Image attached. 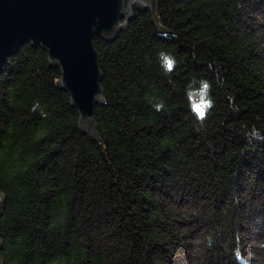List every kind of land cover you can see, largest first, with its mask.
Here are the masks:
<instances>
[{
    "label": "trees",
    "instance_id": "obj_1",
    "mask_svg": "<svg viewBox=\"0 0 264 264\" xmlns=\"http://www.w3.org/2000/svg\"><path fill=\"white\" fill-rule=\"evenodd\" d=\"M155 15L93 37L98 141L43 49L11 55L1 264H264L246 252L255 227L264 251V0H157Z\"/></svg>",
    "mask_w": 264,
    "mask_h": 264
},
{
    "label": "water",
    "instance_id": "obj_2",
    "mask_svg": "<svg viewBox=\"0 0 264 264\" xmlns=\"http://www.w3.org/2000/svg\"><path fill=\"white\" fill-rule=\"evenodd\" d=\"M156 4L157 0H0V75L24 45L43 49L49 64L60 69L58 85L78 112L80 130L98 141L103 81L93 37L117 42L142 10L151 11L157 24ZM2 200L0 194V208Z\"/></svg>",
    "mask_w": 264,
    "mask_h": 264
},
{
    "label": "clouds",
    "instance_id": "obj_3",
    "mask_svg": "<svg viewBox=\"0 0 264 264\" xmlns=\"http://www.w3.org/2000/svg\"><path fill=\"white\" fill-rule=\"evenodd\" d=\"M161 58L164 61L165 70L166 71H171L172 68L174 67V63H175L174 60L172 58L164 55L163 53L161 54ZM206 88H207V85L206 84H202L200 91H197L195 93H190L189 94V99L190 100H192L193 96H195L197 98L192 103V110L197 114L198 118H203L205 116V110L207 108L211 107V101L205 98V96H206ZM160 107H162V105H158L157 106V110H159ZM198 109L203 110L204 114L202 116L199 114Z\"/></svg>",
    "mask_w": 264,
    "mask_h": 264
},
{
    "label": "rangeland",
    "instance_id": "obj_4",
    "mask_svg": "<svg viewBox=\"0 0 264 264\" xmlns=\"http://www.w3.org/2000/svg\"><path fill=\"white\" fill-rule=\"evenodd\" d=\"M193 101L196 100L197 98L195 96H193ZM253 233L252 235L249 234V236L247 235V237H249V241L247 242V246H248V250H246V252L249 253L248 256H250L252 259L257 260L258 262L264 261V251L263 248H261V246L259 245V240L258 238L261 236V233L259 232L260 230H258L256 227L252 230ZM193 241H190V243H192ZM261 243V242H260ZM193 250V248H192ZM195 254L193 253L192 256H194ZM180 256H182V253L180 254Z\"/></svg>",
    "mask_w": 264,
    "mask_h": 264
},
{
    "label": "snow or ice",
    "instance_id": "obj_5",
    "mask_svg": "<svg viewBox=\"0 0 264 264\" xmlns=\"http://www.w3.org/2000/svg\"><path fill=\"white\" fill-rule=\"evenodd\" d=\"M198 111H199V114L202 116L204 113H203V110H200V109H198Z\"/></svg>",
    "mask_w": 264,
    "mask_h": 264
}]
</instances>
